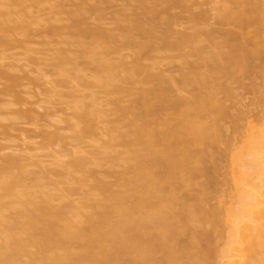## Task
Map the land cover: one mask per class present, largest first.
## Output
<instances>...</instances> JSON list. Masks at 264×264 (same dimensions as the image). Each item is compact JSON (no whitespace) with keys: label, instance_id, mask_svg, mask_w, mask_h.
<instances>
[{"label":"rangeland","instance_id":"1","mask_svg":"<svg viewBox=\"0 0 264 264\" xmlns=\"http://www.w3.org/2000/svg\"><path fill=\"white\" fill-rule=\"evenodd\" d=\"M78 1H81L80 13H85L83 24L87 26V29L90 27L91 30H94L98 27L108 32L110 36L111 34L115 35V40L113 38L109 44L104 43V37L97 39L100 45H105L103 48L105 50L96 47L97 49L93 50L95 54H93L91 49L95 43L93 45L90 43L93 41V36L89 37V33L83 35L84 27L74 28L71 12L76 11L75 15H80L76 8ZM153 1L151 0V3L149 1L148 5L151 6L153 3L154 6L151 8L153 7L155 10L153 12L151 9L149 14L152 12V19L159 23L161 28L168 29L170 39L177 38L181 33L194 34L199 30H208L212 32L211 37L205 39L200 36L205 51L226 52L231 45L226 38V33H243L248 38L247 48L253 52L245 64L244 70L226 69L223 67L222 60L210 62V66L206 68L212 74L209 88L214 92L215 106H219L221 109L205 110L200 114L197 112L198 117L196 115L194 120H200L203 122L202 126L206 123L211 128L212 124L216 123L220 128V130L218 128L219 134L212 128L215 137L212 138L213 134H211L212 139L208 138L209 132L206 131L207 139L200 138L199 140V137L192 132L179 131L188 147L186 149H189V152L192 151L191 153L194 152L196 160L199 162L201 157L202 161L206 162L208 167L210 166L209 170L216 178V180L214 179L215 187L209 181L208 183L211 185L205 186L208 177H205L207 175L204 174L208 171H198L199 165L196 167L197 172L194 170V174L191 173L190 176L188 173L187 175L184 172L181 173L180 177L185 176L184 180L187 183L185 181L184 184L183 181L178 182L177 191L175 190L176 198L178 196L181 199L178 202L185 203L184 205L190 204L191 206L195 204L194 199H197V196L198 198L202 196L199 198L202 204L201 201L198 202V205L201 204V208H197L198 210L203 209L201 211L204 217L201 216V211V213L198 211L200 214H197L200 215L198 220L202 222L195 221L194 216V219L192 218L193 226L186 227L191 229L185 230L184 228L183 230L187 234L177 235L178 232H174L176 238L178 237L177 245L184 247L187 244V246L191 245L189 248L192 251H190L197 257L199 253L203 254L201 250L204 252V249L207 251L212 248L220 250L223 247L225 237L222 232L223 228H226L223 208L233 201L231 196L233 194L232 172H234V166L230 155L238 149L249 127L251 125L258 126L264 117V0H255V3L259 4V10L256 13L258 23L247 28L220 20L222 8L229 4L228 0H174V3L171 0ZM95 2H100V0H29L30 4H26L23 8L17 5L0 4V10L4 14L1 18L8 22L7 30L1 33L3 41L0 42V176L10 178L8 180H13V177L17 176V179L14 177L11 189L4 190L0 187V238L3 236V232L8 230L5 228L9 225L10 216L12 217L13 212L19 207L21 208L20 200L24 204L22 200L25 199L23 194L26 192L35 194L30 203L41 202L42 199H45L47 204L49 203V209L45 212L47 217L50 216L49 220L52 221L53 218L55 221L56 217H60L62 214V217L57 220L59 225L66 226V222H69L70 225L74 227L77 225L78 228L81 226L83 217L86 218L88 215L87 218H89L91 216L89 214L98 220L100 217H95V214L103 211L101 210L102 206H99L100 201L102 202V199L107 195L106 192L122 187L123 183H120L121 179L119 180L118 177L122 176L123 180H126L127 176L123 172L129 166L128 164L134 163L133 158L130 159L133 155L129 156L131 152L127 150L130 146L127 147L121 142L124 139L128 143L132 136L128 135L126 138L120 135L121 132L127 131L128 119L130 120L129 115L120 113V105L129 104L130 96L133 98L134 95H137L135 92L144 88L142 79L148 70L152 73L157 72L162 78L171 77L178 81L182 73L197 68L199 65L198 58L193 54L182 59L177 51L159 48V46L157 48L154 44L145 46L146 42L142 46L145 48L139 50L141 48L139 45H131L125 39L120 38L117 21L121 17L126 16L127 18L134 12V15L138 14L145 18L138 0H107L102 4ZM91 5H98L97 10L90 9ZM149 14L148 17H150ZM82 48L84 51L85 48L87 49V55ZM89 50L92 51L91 54H89ZM188 50L189 48L185 47L183 51L188 52ZM101 61L112 63L110 64L113 65L110 79L108 78L110 75L108 76L106 73L104 77L101 71L95 72L94 66ZM218 68H222L220 72H217ZM106 76H108L107 80H105ZM96 77L98 80L100 77L103 78L102 83H96ZM116 86L119 87L120 93H117ZM111 89L116 94H113ZM127 90L135 94L129 96ZM179 93L189 98L190 93L187 90H180ZM113 98L114 102L115 99L119 101V106L112 103ZM81 105L82 108H79ZM76 106L79 108L78 110L75 108ZM86 108L89 109V112L93 111L90 116L92 117L91 123L88 122V126L90 124L88 129L85 120L82 121L76 117L77 114H80L79 110L83 112V109L86 110ZM163 116L166 117L164 119H166L168 128L173 131L174 128L172 129L169 125L177 126V122L175 123L177 119L174 120L177 117L176 112L165 110ZM77 131H79L78 137ZM75 134L76 136H73ZM217 135L219 138L215 139ZM167 136L169 138L168 134L166 138ZM228 141L230 142L229 146ZM227 150L229 155H225ZM76 158L79 159V162L76 161L75 164ZM204 182L205 184H203ZM98 183H103L105 190H101V187L99 189ZM186 184L189 186L185 188ZM214 190L215 194L213 195ZM205 192L208 195L211 193L213 196L208 197ZM176 198L174 200L177 202ZM174 200L173 202H175ZM176 202L167 205H179ZM30 203L25 202L27 205L24 204V208L33 209L31 206L34 203L32 205ZM35 205H39V203ZM52 208L58 210L60 214L50 210ZM214 209L219 210L216 211V214L219 212L217 218H215L216 214L210 212ZM50 211L53 212V216H56L55 219L49 213ZM177 211L184 215V212L179 211V206H177ZM208 212L211 214L208 215ZM191 221L189 220L190 223ZM64 223L66 224L64 225ZM88 225L86 222L84 226H81V230ZM77 228L75 227V229ZM221 229H223L222 232ZM201 230L205 232L203 234L205 238L199 234L202 233ZM10 231L15 232L21 238L26 236L25 228L20 225H16ZM188 237H194L193 240L200 238L194 242ZM143 238H146L145 235ZM175 239L172 243L174 246H176ZM79 240L76 239L69 244L81 250L83 241L80 243ZM170 244L171 242H168L169 246H173ZM205 244L206 246L208 244L209 248H205ZM179 245L177 246L179 250L177 257H180L178 259L182 263L179 260L177 263L186 264L189 262V259L188 262H186L187 258L185 259L190 254H187L189 250L185 252L186 249L184 248V251ZM214 245L216 246L214 247ZM34 246H26L25 251L29 253V256L24 253L25 251L23 252L25 255H19L21 263L28 261L26 263L29 264L35 260V264H45L42 263L41 252L36 253L38 248ZM253 247L255 249L254 245L252 249ZM198 249H201V252ZM159 253H155L154 259L164 262L163 256L159 258V255H156ZM253 253L256 254L254 250L246 251L244 260H250ZM31 255H34L32 258H38L29 261ZM205 255V258H208L207 254ZM199 256L197 258L200 259L201 255ZM216 258L218 260L220 257ZM214 260V264L220 263L216 259ZM199 261V264H203L201 260ZM154 264L156 263L154 262ZM221 264L223 263L221 262Z\"/></svg>","mask_w":264,"mask_h":264},{"label":"bare ground","instance_id":"2","mask_svg":"<svg viewBox=\"0 0 264 264\" xmlns=\"http://www.w3.org/2000/svg\"><path fill=\"white\" fill-rule=\"evenodd\" d=\"M1 1L2 0H0V4L17 5L20 6V8L25 7L26 4H30L29 0ZM138 1L139 5L142 6V12H144L143 16H145V18H142V16H139L138 14L134 15V12H132L133 15L131 13L127 18L126 16H123L118 21L116 20L118 23L117 28L120 32V38L123 40L125 39V41L131 45H139L141 47L139 50L145 48L147 44H154L157 48L159 46V48L177 51L182 59H185L189 54H193L199 60L198 67L191 69L186 73H182L181 78L178 81L171 77L162 78L159 74H157V72H155L156 74L153 72V74L148 70L145 72L146 74L142 79L144 88L142 87L139 92H135L137 95H134L132 98L130 95L135 93L130 90L126 91L127 95H129L131 99L129 100V104L126 106L120 105L119 110L121 114L123 113L122 115H129V129L127 127V131L125 130L121 132L122 134L120 133V135L122 137L125 136L126 138L128 135L132 136L130 137L131 139L128 143L122 138L121 139L123 141L121 140V142L127 147L130 146V149L128 148L127 150L131 152L129 156L133 155L130 159L133 158L134 163L132 164L129 160V163L131 162L132 165L128 164L129 166H127L123 172L124 175L127 176L126 180H123L122 176L118 177L119 180H123L122 182L120 180V183H123L121 184L122 187L120 186V189L115 191H109L110 194L109 192H106L107 195H105L102 199V202L100 201V204L98 203L99 206H102L101 210H103L102 213L97 215L95 214V217H100L98 220H95L96 218H92V214H89V216L91 215L89 218H87L88 215H85L86 218L83 217L80 225L84 226L86 222L89 225L82 230L81 226L77 228V225H75L78 229L77 230L74 226L70 225L71 223L69 222H66L67 224L64 223L66 226H62L63 224L59 225L57 220L62 217V214H60L58 210H53L52 208L50 210H53V212L57 211L60 214V217L53 216V212L50 211L49 213L54 217V219L56 217V220L54 221L53 218L52 221L49 220L50 216L47 217V213H45L49 209V203L47 204L45 199H42L41 202L30 203V201L35 197V194L34 192H26V194H23L25 199L22 201H24V204L26 202L27 204L30 203V205L34 203V205L31 206L33 209L29 210L27 207L24 208V204H22L20 200L21 203L19 202V204L21 208L19 207L18 210H15L12 217L10 216L11 220L9 218V225L5 228L8 230H3L5 232H3V236L0 238V264H24L28 262L26 261L21 263L19 261V255L26 254L29 256V253H26L25 251L27 245L37 246L38 249L36 253L41 252L43 259L42 263L45 264H154V262L158 264L163 262V260L154 259L155 253L158 252L160 253L156 255H159V258L160 256H163L165 260L162 264L182 263V261L178 259L180 257H177V252L179 251L177 246L179 244L177 245L178 237L176 238L175 233L178 232L177 235L181 233L184 234V228L185 230H190L191 228L186 227L193 226L192 222L194 220L200 221L198 220V216L200 215L197 214L203 209H197L201 208L200 205L202 204V201L199 198L202 196L199 198L197 196V199H194L195 204H192L191 206L190 204H187L188 208L187 205H184L185 203L180 204L178 202L181 201V199H179L178 196L176 198V186L179 185L178 182L180 181H183V184L184 181L187 183L186 180H184L185 176L180 177V175L184 172L185 175L188 173L190 176L194 170L197 172L196 167L200 165V169H198V171L201 170V172H204L206 170L209 172L204 174L207 175L205 177H208L207 181L205 180L207 185L205 182L203 183L205 186L213 184L212 186L215 187L214 184L216 178H214L213 174H211L212 172L209 170L211 169L210 166L208 167V164H205L206 162H203L201 157L199 162V160H196L194 152L191 153L192 151L189 152L190 150L186 149L188 147L185 144V140L181 137L180 132H192L199 137V140L200 138H204V140H206L208 136V138L212 139L216 136L214 135V131L212 129L214 128L218 131L219 126L216 123L212 124L211 128V126L206 123L202 126L203 122L200 120H194L196 115L200 114L202 111L221 109L219 106H215L216 100L214 98V92L209 88V82L212 78V74L206 68L210 66V62L214 63L216 60H222L224 62L223 67L226 69L244 70L245 64L253 55V52L249 51L247 48L246 44L248 38L243 33H226V38L231 43L229 50L226 52H221L219 50L214 52L205 51L200 36L205 39L211 37L212 32L208 30H199L194 34L181 33L177 38L170 39L168 29L161 28L159 23L152 19V12L149 14L151 9L153 12L155 10L153 7L151 8V6H154L153 3L151 6L148 5L151 3V0H149L150 3L148 0ZM78 2L76 4V8L79 11L77 13L80 15L76 16V11H74L75 13L71 12L72 15L70 14L72 16L71 19L73 21L74 28L77 29V27H84V30L82 31L84 33L83 35L89 33V37L93 36V41L90 43L92 45L95 43V46L91 49L92 51L96 47L105 50L103 49L105 45H100L97 42V39H102L104 37V43L106 42V44H109L113 38L115 40V35L111 34L110 36L108 32L98 27L94 30H91L90 27L87 29V26L83 24L85 13H80L79 9L81 8V1ZM103 2L105 3L107 0H100V2L95 3L102 4ZM171 2L174 3L175 1L171 0ZM228 3L230 5L227 4L222 8V14L220 16L221 21L234 23L241 28H247L258 23L256 13L259 10V4H257V2L255 3V0H228ZM97 8L98 5H91L90 9H94L96 11ZM81 14H83V16H81ZM148 14L150 17H148ZM2 15L4 16L3 12L0 10V18ZM7 23L6 19H0V42L3 41L1 33L8 28ZM81 43L84 48L83 40ZM143 43L145 44L144 47H142L144 45ZM96 44L98 45L96 46ZM185 47L189 48L188 52L183 51ZM86 51L87 49L85 48L84 52L87 55L88 52ZM92 51L89 50V54H91ZM94 51L93 54H95ZM84 52L83 54H85ZM254 53L259 54L258 52ZM110 64L112 63H108L106 61L98 62V65L96 64L97 66H94V70L96 69L95 72L101 71L104 74V77L106 74L108 76L110 75L109 77L106 76L105 80H107V77L110 79V71L113 68V65L111 66ZM222 68H218L217 72H220ZM98 77L95 79L96 83H100L103 80L101 77L98 80ZM113 88L115 91V87ZM118 88L119 87L116 86L117 93H120L121 91L120 89L118 90ZM180 90H187L190 93L188 96L189 98H186L187 96L185 97L180 95ZM114 91L112 90L113 94L116 92ZM116 100L117 99H115L114 102L113 98V101H111L112 103L114 102V105L119 106V101L117 100L116 102ZM77 106L75 108H77ZM79 108H82V105ZM79 108H77V110ZM84 109L83 112H80L79 110L78 113L80 114H77L78 116L76 115V117L79 118V120H85L84 122L86 123V128L88 129L90 126V124L88 126V122L91 123L92 117L90 116L93 111L91 112L90 110L89 112L88 108H86V110ZM95 110L97 109L95 108ZM165 110H173L176 112L177 117L175 116L176 118L174 120L177 119L175 121V123L177 122V126L173 127L174 125H169L172 129L174 128L173 131H170L166 119H164L166 118L163 116ZM205 126L206 128L209 126V128L206 129ZM206 131L207 133L209 132L210 135L208 133L207 136L205 134ZM78 132L79 131H77V137L79 135ZM219 132L220 131H218L217 134H219ZM167 134L169 135V138L168 136L166 138ZM211 134H213L212 138ZM73 136H76V134ZM73 138L75 139L76 137ZM218 138L219 135H217V138L215 139ZM227 144L229 146L230 142L228 141ZM227 154L229 155L228 150L225 151V155ZM202 158L204 159V157ZM230 158L234 166V172H232L233 194L231 196L233 201L226 206L221 205L222 207H225L223 209L225 212L226 222V228H223V232V229H221V232L225 237H223V247L220 250L214 248L215 251L213 248L207 251L203 247L205 252L198 249L199 252L202 251L203 254H207L209 258H205V254L203 255L202 253H199V255H201V258L199 259L197 258L199 255L196 257L195 254L191 253V245L187 246V244V247L179 245L180 248H183V250L184 248L186 249V251L184 250L185 252L189 250V252H187V254L190 253L188 254L189 258L187 254H180L182 256L187 255L185 259L187 258L186 262H188L189 259V262L186 264H199V260H201L203 264H214V259L220 262L219 264H221V262L223 264H264V117L258 126L251 125L249 127V130L243 137L240 146L230 155ZM76 161L78 163L79 159L76 158L74 160L75 164ZM201 163L202 166L205 164L204 166L208 168L204 166L203 168ZM14 177L13 180H8L10 178L7 179L6 177L0 176V187L4 190L11 189ZM182 178L183 180H181ZM208 181L211 184H209ZM174 184L175 187H173ZM188 184L185 185V188L186 186H189ZM98 185L99 189L101 187V190H105L103 183H98ZM180 187L182 188V186ZM200 194L202 195V191ZM214 194L215 190L213 195ZM205 195L208 194L205 192ZM213 195L210 193L208 197ZM175 198L179 205H174L176 202L174 200ZM173 200L175 202H173ZM199 201H201V204L199 203L200 205H198ZM37 203H39V205H35ZM169 203L170 205L172 203L174 204L172 206H168L167 204ZM222 203L224 202L222 201ZM177 206H179V211L184 212V215L178 213ZM214 210H210V212L215 215L216 211L219 210ZM211 213L208 212V215ZM218 213L219 212L215 215V218H217ZM201 216L204 217L203 212ZM187 223L191 225H188ZM16 225H20L25 228V238H21L15 234V232L13 233L10 231ZM5 226L6 224L4 227ZM201 232L202 233H199L200 235L205 233L203 230H201ZM144 235L146 238H143ZM194 237H188V239H192L191 241L196 242L201 236L197 239L195 238L196 241L193 240ZM202 237H204V235ZM202 237L201 239H203ZM76 239H80V243L83 241V244L81 243V250L76 247L75 249L71 246V244H69V242L74 240L76 241ZM174 239L176 240V246L172 244L174 243ZM168 242H171L173 246H169ZM251 245H254L256 250L254 247L252 249ZM215 246L216 245H214V247ZM207 247L208 244L205 248ZM249 250H254L256 254L253 253V257L250 260L245 261V252ZM23 252L25 254H23ZM32 257H34V255H31V259L29 258V261L38 258ZM216 257L220 258L217 260ZM181 258L183 259V257ZM177 260L181 263H177ZM34 261H32L33 263L29 262V264H35Z\"/></svg>","mask_w":264,"mask_h":264}]
</instances>
